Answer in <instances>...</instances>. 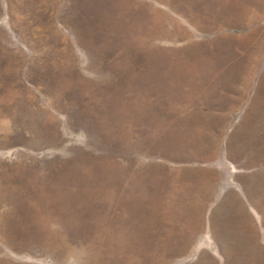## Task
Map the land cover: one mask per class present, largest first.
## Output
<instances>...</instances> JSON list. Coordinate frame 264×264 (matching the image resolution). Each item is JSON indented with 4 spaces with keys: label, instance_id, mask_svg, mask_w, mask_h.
Here are the masks:
<instances>
[{
    "label": "rangeland",
    "instance_id": "obj_1",
    "mask_svg": "<svg viewBox=\"0 0 264 264\" xmlns=\"http://www.w3.org/2000/svg\"><path fill=\"white\" fill-rule=\"evenodd\" d=\"M205 1L0 0V264H264V14Z\"/></svg>",
    "mask_w": 264,
    "mask_h": 264
},
{
    "label": "bare ground",
    "instance_id": "obj_2",
    "mask_svg": "<svg viewBox=\"0 0 264 264\" xmlns=\"http://www.w3.org/2000/svg\"><path fill=\"white\" fill-rule=\"evenodd\" d=\"M200 9L210 18V21H212L215 24V27L217 28H224L229 25L235 27L236 26L242 27V26H247L251 23L252 11L254 12V14L255 12L258 13L261 12L262 14H264V0H207L201 4ZM196 13L198 14V11H196ZM253 41H254V37L252 36L251 33L250 35L244 36L241 39L239 38V42L241 43L243 48L246 49L248 52L249 59H252L253 56L255 55V54L253 55L254 53L253 50H255Z\"/></svg>",
    "mask_w": 264,
    "mask_h": 264
},
{
    "label": "crops",
    "instance_id": "obj_3",
    "mask_svg": "<svg viewBox=\"0 0 264 264\" xmlns=\"http://www.w3.org/2000/svg\"><path fill=\"white\" fill-rule=\"evenodd\" d=\"M259 86H260V89H261V90L259 89L260 94L263 96V98H262V99H263L262 102L264 103V92H263V91H264V78H263V77H262L261 80H260V85H259ZM261 111H262V114H263V116H264V109L262 108Z\"/></svg>",
    "mask_w": 264,
    "mask_h": 264
}]
</instances>
